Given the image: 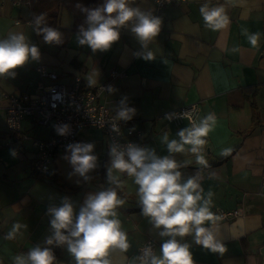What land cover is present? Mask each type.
<instances>
[{
	"label": "crops",
	"instance_id": "1",
	"mask_svg": "<svg viewBox=\"0 0 264 264\" xmlns=\"http://www.w3.org/2000/svg\"><path fill=\"white\" fill-rule=\"evenodd\" d=\"M15 1L0 0V39L10 33H23L26 42L38 48L39 60L54 69L60 66L67 73V80L62 81L60 77L67 84L70 77L76 76L87 83L90 77L95 84L108 80L114 91L105 92L102 98H128L126 105L136 109L133 118L144 133L145 147L155 149L158 156L168 155L167 146L162 142L164 134L169 139H179L176 132L190 127L186 120L168 122L163 119L164 113L198 103L199 120L208 113L216 115V126L206 137L203 152L208 166L197 164L195 155L187 151L189 146H185V152L176 153L175 158L186 165L180 169L182 182L198 175L204 195L209 191L213 193L211 210L214 214L220 208L238 209L239 215L218 223V232L226 248L223 254L196 245L191 235L177 239L191 245L194 264H264V0H210L209 7L222 6L230 21L227 28L219 31L204 25L200 7L206 0L172 4L164 10L161 31L147 49L131 31L132 21L120 29L119 40L109 50L95 53L89 46L79 45L77 32L72 33L66 48L59 49L53 43L42 47L46 42L34 30L37 26L30 18L28 3ZM129 6H138L145 13H152L154 9L153 0H129ZM64 12L73 18L68 9L62 8L59 23L62 27H71L73 19L70 21L67 17L68 22H62ZM243 29L261 34L258 48H253L241 34ZM233 48L238 51H232ZM149 50L156 59L145 61L142 56ZM72 57L82 64H71ZM14 71L15 78L0 77V92L33 89L38 79L33 59ZM111 71L118 74L109 79ZM0 112L5 120L4 110ZM4 120L0 122V264H13L15 256L27 253L33 246L46 247L45 241L52 235V217L48 210L53 207L44 210L43 198L34 192L38 183H50L31 177L35 153L31 139L47 138L51 131L49 126L26 119L23 121L26 137H13L15 150L7 143V128H1ZM43 128H46L45 133L38 135ZM82 134L87 143L94 145L105 177L100 181L82 182L80 188L75 186L77 189L69 187L68 191L74 192L69 195L73 199H67L66 194V201L72 202L76 214L89 194L108 185L107 168L111 164L107 139L96 129H85ZM131 139L141 140L136 136ZM102 140L106 141L108 153L102 151ZM225 148L232 149L231 155L220 161ZM113 174L123 181L117 192L126 203L118 212L131 245L127 253L110 250L113 264H128L147 239L155 242V251L159 254L160 244L167 238L159 237L149 219L140 214L138 186L126 174L115 171ZM87 175L91 178L94 174ZM53 177L56 181L62 179L60 170L54 169ZM14 222L26 227L15 239L5 240ZM56 264H75L66 245L59 246Z\"/></svg>",
	"mask_w": 264,
	"mask_h": 264
},
{
	"label": "clouds",
	"instance_id": "2",
	"mask_svg": "<svg viewBox=\"0 0 264 264\" xmlns=\"http://www.w3.org/2000/svg\"><path fill=\"white\" fill-rule=\"evenodd\" d=\"M210 0H206L200 7V14L204 25L212 31L227 28L230 21L222 6L209 7ZM79 7V5H78ZM87 13V29L81 27L77 35L79 45H87L95 53L97 50L107 51L111 45L120 38V29L127 27L134 21L131 31L135 34L141 45L147 49L160 33L162 18L151 13H145L138 6H129V0H104L100 7L82 8ZM37 34H43L46 43H62L61 33L53 26L40 27L44 22V15L34 18ZM253 48L259 47L260 33H249L242 30ZM232 51H238L233 48ZM39 58V51L35 45L26 42L23 33H10L6 38L0 39V77L15 78L17 69L25 65L29 59ZM145 61L156 59L153 51H147L142 56ZM90 86L95 84L91 77ZM114 89L108 86L107 92ZM125 96L116 115V121H130L136 114L134 107L126 105ZM183 118L182 113H165L163 119L171 122ZM217 123L214 113H208L191 127H184L176 132L179 139H169L167 134L162 137L166 144L168 155L158 156L155 149L139 147L128 143L123 150L115 145L110 147L111 164L107 168V183L109 187L89 194L75 213L73 204L65 201L60 207L50 208V225L52 235L45 243L49 246H67V251L75 260V264H113L110 250H119L127 253L131 247L127 233L122 229L118 210L126 201L118 195L117 189L123 186L119 174H126L138 186V206L140 214L149 219L153 228L158 230V236L167 238L160 244L159 254L154 251L151 244L142 248L138 255L131 257L128 264H194L191 245L181 243L177 237L192 236L196 245L213 253L223 254L226 248L218 232L220 217L212 212L213 193L209 191L204 195L199 182V176H190L182 182L181 164L175 158L176 153L187 151L194 154L196 162L204 167L208 166L203 154L207 143L206 137L213 131ZM68 125L57 127L60 135L66 134ZM113 131H119L116 124H112ZM92 143H74L68 145L71 155L68 157L74 171L88 179V173L97 167V156L91 154ZM231 148L221 151L222 156H228ZM15 156V151L12 152ZM127 157V158H126ZM114 185V187H113ZM208 226H205V225ZM19 222H14L11 229L5 234V240L16 238L22 228ZM13 264H56V256L51 247L41 248L33 246L27 253L13 258Z\"/></svg>",
	"mask_w": 264,
	"mask_h": 264
},
{
	"label": "built area",
	"instance_id": "3",
	"mask_svg": "<svg viewBox=\"0 0 264 264\" xmlns=\"http://www.w3.org/2000/svg\"><path fill=\"white\" fill-rule=\"evenodd\" d=\"M185 1L153 0L154 9L151 14L162 18L163 21L164 10L167 6ZM34 69L38 74V79L33 89L17 93L0 92V109L5 112L9 136L7 143L12 144L15 150H17V146L14 144L13 137L15 139L18 136L26 137V134L23 133V121L26 119L40 126L51 127L49 137L31 139L35 147L32 171L36 177L52 178L54 169H51V164L55 152L68 150V145L77 142L87 143L82 134L85 129L98 130L107 139L109 147L115 145L118 150H123L128 143L145 147L144 133L137 127L135 118L127 122L112 119L116 115V109L120 106L122 98H102L110 86L108 80L90 86L81 77L76 76L67 84L60 80L59 72L56 69L39 59L34 60ZM117 74V71H111L109 79ZM172 112L183 115V118L174 119L171 121L172 123L186 120L190 127L194 123H199L200 108L198 103L181 106L166 113ZM112 124H116L119 131H113ZM64 125L69 126L66 134H58L57 127ZM132 136L141 140L136 142L131 139ZM215 215L220 217V221L231 220L239 215V210L218 208L215 210ZM148 244H151L155 251V242L147 239L138 247L137 255Z\"/></svg>",
	"mask_w": 264,
	"mask_h": 264
},
{
	"label": "rangeland",
	"instance_id": "4",
	"mask_svg": "<svg viewBox=\"0 0 264 264\" xmlns=\"http://www.w3.org/2000/svg\"><path fill=\"white\" fill-rule=\"evenodd\" d=\"M67 17L70 21H72L73 18L68 13L64 12L62 22L64 20H66L68 22ZM41 46L42 47H48V44L47 43L44 45L41 44ZM66 59H68V56L65 57V60ZM56 70L59 72V75L62 78V81L67 80L68 75L60 66H57ZM3 120H4L3 114L0 112V122H3ZM1 128L6 130L5 120H4V124L2 125ZM45 129L46 128H43L42 130L40 129L41 131H38L37 134L38 135L44 134ZM101 145H102L103 153H108V148L106 146L105 140L101 141ZM29 149L30 148H28V150ZM91 154L97 156V158H98L97 159V167L89 172V174H94V175L91 178L89 177L87 180L83 179L80 182H78L80 175L74 171V167L70 163V160L68 159V157H70V155H71V153H69V151L59 150L53 155V163L51 164V169L60 170L62 179L59 178L60 180L56 181L54 179L55 177L39 178V177H36L34 175V173L31 171V177L36 178L37 180L43 181L45 183H50L49 185L38 183L34 187V192L36 194H38L41 198H43V200L45 202V204H44L45 209L44 210H47L49 206H52V207L62 206L61 203H64L66 201V194H67V199L72 201L73 197L71 198V197H69V195L74 194V192L71 193L68 191L69 187H72L71 186L72 184H75L76 186H78L82 182L87 183V181H93L95 179H99L98 181H100V177L97 176V173H98V169H100L102 166V161L99 159L98 155L94 152V150ZM62 183H64V184H62ZM57 184H59V186H61V185H64V186L63 187L61 186L62 188L59 189L58 188L59 186ZM73 189H77V188L75 187ZM60 192H63V193L60 194ZM54 201H56V202H54Z\"/></svg>",
	"mask_w": 264,
	"mask_h": 264
},
{
	"label": "trees",
	"instance_id": "5",
	"mask_svg": "<svg viewBox=\"0 0 264 264\" xmlns=\"http://www.w3.org/2000/svg\"><path fill=\"white\" fill-rule=\"evenodd\" d=\"M23 1L28 3L29 11H30V18L33 21L36 16H39L41 14L44 15V22L40 25V27L53 26L61 33L63 42L60 44L53 43L59 49H63L67 47L69 38L72 35V33L74 32L79 33V30L81 27L85 29L87 28V25H88L87 24V13L81 11V9L82 8L92 9V8L100 7L104 3V0H23ZM62 8L68 9L73 15V23L71 27H67V28L62 27L59 23V14ZM40 35L43 36V34H40ZM70 62L71 64L72 63L74 64L75 62H79L80 64H82V62L79 61L76 57H72L70 59ZM72 78L70 77L69 81ZM51 130L52 129L50 127V131ZM64 151H68V150H64ZM230 155L224 156L222 159H220V161L227 159ZM97 176L100 177L101 180L105 177V171L103 170V168L99 169ZM83 178L84 177L81 176L78 182H80ZM75 186H76L75 184L72 185V187H75ZM77 187L80 188L81 184H79ZM108 187H109V184L105 185L103 190ZM46 247H51L53 249L54 255L55 256L57 255L58 249H59L58 245H55V244L51 246L47 245Z\"/></svg>",
	"mask_w": 264,
	"mask_h": 264
}]
</instances>
